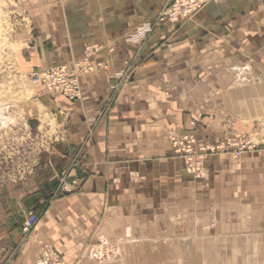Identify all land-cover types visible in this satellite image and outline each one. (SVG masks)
I'll list each match as a JSON object with an SVG mask.
<instances>
[{
	"label": "crops",
	"instance_id": "1",
	"mask_svg": "<svg viewBox=\"0 0 264 264\" xmlns=\"http://www.w3.org/2000/svg\"><path fill=\"white\" fill-rule=\"evenodd\" d=\"M13 2L27 68H79L77 101L40 96L80 186L45 185L0 226V264H36L45 245L69 264H264V149L193 175L170 140L194 122L204 142L264 137V0H210L176 25L158 22L167 0Z\"/></svg>",
	"mask_w": 264,
	"mask_h": 264
},
{
	"label": "rangeland",
	"instance_id": "2",
	"mask_svg": "<svg viewBox=\"0 0 264 264\" xmlns=\"http://www.w3.org/2000/svg\"><path fill=\"white\" fill-rule=\"evenodd\" d=\"M25 29L13 0H0V226L19 221L45 185L60 186L67 177L56 147L59 125L40 96L48 91L34 83L40 70H29L22 53L31 47Z\"/></svg>",
	"mask_w": 264,
	"mask_h": 264
},
{
	"label": "built area",
	"instance_id": "3",
	"mask_svg": "<svg viewBox=\"0 0 264 264\" xmlns=\"http://www.w3.org/2000/svg\"><path fill=\"white\" fill-rule=\"evenodd\" d=\"M209 1L167 0L158 22L176 25L182 21L190 20L191 17L202 11ZM78 71L79 68L72 70L64 64L53 65L34 73V83L50 93L63 95L68 100L77 101L83 94ZM118 92L119 89L117 87L113 91L109 104L114 102ZM191 125L193 130L179 137L173 136L170 140L175 154L185 160L187 169L194 175L201 172V168L212 156L228 155L238 158L254 150L264 149V137L259 138L242 133L226 135L223 140L217 142L200 141L194 132L197 127L196 122ZM68 179L69 176L67 175L59 186L58 193H72L79 188L80 183L78 180L68 181ZM26 217L22 228L25 236L32 233L31 231L36 228L41 219L40 214L35 212H28ZM37 260L36 264H69L68 261L61 257L58 250L50 245H45Z\"/></svg>",
	"mask_w": 264,
	"mask_h": 264
},
{
	"label": "trees",
	"instance_id": "4",
	"mask_svg": "<svg viewBox=\"0 0 264 264\" xmlns=\"http://www.w3.org/2000/svg\"><path fill=\"white\" fill-rule=\"evenodd\" d=\"M37 195H39V194H36V196H37ZM35 213H37V212H35Z\"/></svg>",
	"mask_w": 264,
	"mask_h": 264
}]
</instances>
